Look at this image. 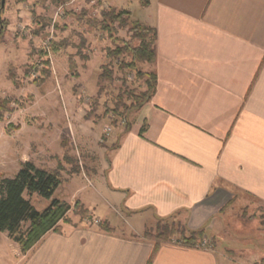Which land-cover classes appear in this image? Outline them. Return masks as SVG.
Segmentation results:
<instances>
[{
  "label": "crops",
  "instance_id": "0c3cea01",
  "mask_svg": "<svg viewBox=\"0 0 264 264\" xmlns=\"http://www.w3.org/2000/svg\"><path fill=\"white\" fill-rule=\"evenodd\" d=\"M100 2L124 9L120 0ZM131 7L155 30V61L141 64L154 74L155 91L109 139L115 146L95 178L103 200L133 223L112 226L90 204L88 215L112 232L60 222L21 264H256L264 258L243 260L216 243L225 239L224 213L240 199L264 206V0H133ZM83 37L95 51L99 37ZM84 188L72 190L77 201ZM169 217L204 229L208 247L164 244L154 253L143 230Z\"/></svg>",
  "mask_w": 264,
  "mask_h": 264
},
{
  "label": "rangeland",
  "instance_id": "374dc122",
  "mask_svg": "<svg viewBox=\"0 0 264 264\" xmlns=\"http://www.w3.org/2000/svg\"><path fill=\"white\" fill-rule=\"evenodd\" d=\"M100 1L67 0L61 6L41 0L26 3L5 0L1 13L5 27L0 37V100L6 101L0 111V179L13 177L20 163L26 161L46 170H57L61 183L54 197L70 206L67 223L82 221L100 229L102 221L84 214L88 205L94 204L98 215L104 214L112 226L122 229L133 221L123 209L103 200L95 176L107 165L115 146L109 139L118 129L129 125L135 113H126L118 107L116 114V96H123L122 102L128 106L130 99L123 95L124 91L139 94L146 90L145 84L135 78L134 72L117 69L121 58L113 62L106 59V48L113 49L120 42L112 43L105 38L102 41L96 33L100 40L94 39L95 51L87 50L86 46L81 48L76 30L71 29L79 26L63 15L65 11L87 9L98 17L101 9H105ZM132 2L120 0L118 5L130 10L137 20L140 9L134 10ZM115 36L118 40L126 39V30H116ZM61 40L67 41V47L52 53L49 42ZM91 56L94 61L88 63L85 59ZM69 57L76 62L78 78L69 73ZM104 64H110L114 72L115 80L110 85L98 80ZM47 69L49 75L44 78L42 71ZM9 124L14 130L7 132ZM75 169L79 171L75 173ZM78 184L85 186L78 198L84 206L71 194ZM24 198L37 211L49 203L36 196L24 194ZM225 214L228 225L218 228L224 229L220 233H224L225 239L216 243V249L225 248L227 252L232 249L235 256L247 261L264 258V206L246 196ZM23 255L20 246L0 232V264H21Z\"/></svg>",
  "mask_w": 264,
  "mask_h": 264
},
{
  "label": "trees",
  "instance_id": "16d2710c",
  "mask_svg": "<svg viewBox=\"0 0 264 264\" xmlns=\"http://www.w3.org/2000/svg\"><path fill=\"white\" fill-rule=\"evenodd\" d=\"M27 1L29 0H15L17 3H26ZM41 1H49L61 6L67 2V0ZM140 5L147 6L148 0H140ZM63 15L73 19L82 30L81 34H77L81 48H84L86 44L84 34L99 33L101 38L112 43L120 42L113 49L106 48V59L113 62L121 58L117 62V69L120 72L126 70L134 72L135 78L143 81L146 90L139 94L133 91H124L123 95L130 99L128 106L122 102L123 96H116L114 112L119 114L118 107L123 108L126 113L137 111L155 91L156 78L154 74L146 73L139 68L141 64H151L155 61V30L133 19L131 13L126 9H117L116 7L101 9L98 17L93 16L87 9L79 12L65 11ZM4 27L5 23L0 19V37ZM116 30H126L127 38L118 40L115 36ZM67 45L66 40L52 41L49 42V49L52 53H56L65 49ZM67 63L70 75L78 77L76 62L73 58L69 57ZM100 71L99 82L108 85L113 83L115 77L110 64L102 65ZM48 75V69L42 71L44 78ZM13 78L12 75L10 80L12 81ZM5 104L6 101L0 100V111L4 110ZM128 126L125 129H128ZM13 130L14 127L9 124L7 132ZM78 171L75 169V173ZM60 183V175L57 170H46L37 167L30 161L20 163L19 169L13 177L0 179V232L6 233L9 239L18 244L23 254L27 253L46 233L58 232L60 222H68L66 215L70 206L54 197ZM24 194L30 197L36 196L49 201V203L42 211H37L30 201L24 198ZM84 214L87 215L88 211L84 210ZM25 224L27 227L24 229ZM98 227L105 232H112L106 222H100ZM142 238L153 243L154 253L164 244L198 249L201 243L206 240L204 229L191 231L174 217L158 218L153 227H146L143 230ZM256 264H264V259Z\"/></svg>",
  "mask_w": 264,
  "mask_h": 264
},
{
  "label": "built area",
  "instance_id": "2783aa9c",
  "mask_svg": "<svg viewBox=\"0 0 264 264\" xmlns=\"http://www.w3.org/2000/svg\"><path fill=\"white\" fill-rule=\"evenodd\" d=\"M72 1H74V0H72ZM47 50H48V48H47ZM109 132H110V129L107 128V129L105 130V133L108 135ZM208 244H209V242H208L207 240H204V241L201 243L200 248H207V247H208Z\"/></svg>",
  "mask_w": 264,
  "mask_h": 264
},
{
  "label": "water",
  "instance_id": "95a60500",
  "mask_svg": "<svg viewBox=\"0 0 264 264\" xmlns=\"http://www.w3.org/2000/svg\"><path fill=\"white\" fill-rule=\"evenodd\" d=\"M5 0H0V19H1V12L4 8Z\"/></svg>",
  "mask_w": 264,
  "mask_h": 264
}]
</instances>
